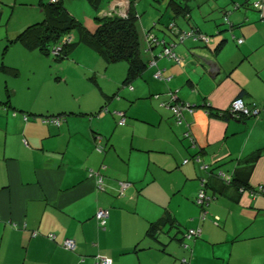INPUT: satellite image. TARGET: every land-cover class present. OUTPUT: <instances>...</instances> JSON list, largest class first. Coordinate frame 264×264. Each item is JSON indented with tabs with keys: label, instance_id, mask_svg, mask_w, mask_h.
I'll list each match as a JSON object with an SVG mask.
<instances>
[{
	"label": "crops",
	"instance_id": "1",
	"mask_svg": "<svg viewBox=\"0 0 264 264\" xmlns=\"http://www.w3.org/2000/svg\"><path fill=\"white\" fill-rule=\"evenodd\" d=\"M0 2L2 19L7 1ZM107 2L116 11L130 1ZM196 2L203 21L191 6L193 21L181 15L170 20L181 30L194 26L207 33V43L185 39L173 46L181 62L168 60L158 54L177 39L175 33L152 30L157 41L149 47L145 33L151 27L141 20L146 68L115 88L128 65L104 60L117 76L100 87L92 65L99 89L92 93L69 86L64 74L32 85L30 66L44 60L50 66L48 57L10 42L33 23L30 16L14 32L0 34V264H96L97 256L112 264H264V192L257 191L264 188V22L249 2L233 8L244 0ZM39 13L44 17L41 8ZM22 64L29 65L26 81L17 80ZM236 98L256 103L259 115L217 114ZM169 101L195 108L178 123L163 104ZM120 112L123 125L117 124ZM58 114V126L42 120ZM98 139L102 152L95 150ZM257 151L250 169L247 159ZM245 166L251 190L239 192L216 176H233ZM90 169L101 170L104 190ZM202 179L215 196L204 218L195 202ZM121 181L130 183L122 194ZM99 209L109 210L103 227L94 216ZM191 228H199L200 237H187ZM67 238L73 250L63 246Z\"/></svg>",
	"mask_w": 264,
	"mask_h": 264
},
{
	"label": "trees",
	"instance_id": "2",
	"mask_svg": "<svg viewBox=\"0 0 264 264\" xmlns=\"http://www.w3.org/2000/svg\"><path fill=\"white\" fill-rule=\"evenodd\" d=\"M189 1L190 0H168L167 7L171 9V12L173 14L172 18L181 15L187 22L189 21L190 23V18L192 16L190 12V6L188 4ZM254 1L255 0H244V2L240 5L239 3H235L233 5V8L236 9L241 6H246L248 2L250 3L249 5H251L254 8L253 6ZM89 2L94 9V14H95L94 17L98 21L97 26L93 31L85 27L79 20L76 19L75 16H73L67 10L63 0H57L56 2H44L41 0L38 3V6L44 12L43 19L39 22H35L26 26L15 38L10 40V42H20L26 48L37 49L40 53L46 56L51 54L54 56V59L56 61L61 62L69 58L68 53L71 47V43L66 42L62 46L61 50L57 52V54H52L51 48L54 45H57L60 42L61 38L63 36H66L69 33V31L76 29L79 32L81 39L87 45L95 49V51H97L106 62L112 63V62L125 60L128 63L127 75L124 82L122 83V85L124 84L128 85L127 83L139 77L143 72V70L146 68V63L142 60L140 56V40L135 24L137 14L134 11V6L132 5L133 3L132 1L130 2L125 16H119L116 14L114 15L98 14L102 10L100 4L101 0H89ZM228 12L230 11L228 10L225 11L224 13V15H226L224 23L226 24H229L227 17ZM259 12L261 11L259 10ZM263 17L264 14L261 15V20L263 19ZM163 25L169 27L170 29L169 31L175 33L177 38L176 40L170 41L169 45L175 46L176 44L182 43L185 39L188 38L192 39L191 36L197 37V39L194 41H202L204 43H207L210 39V36L207 33L200 31L194 26H191V29L181 30L175 25V22L172 20L169 21L168 24H163ZM156 26L157 24L154 22V24L150 26L151 28L149 27L150 29L146 30L145 37H146L147 45L149 47L152 46V44H154L155 42L149 43L147 40V34L152 31L151 30L152 27H156ZM184 32H191V36L184 37L181 39L182 34ZM200 36L207 37L208 41L199 38ZM221 44L222 41L219 43L218 48L221 46ZM165 46H168V44H166ZM3 67H6L7 70L16 73L15 68L7 67V66H3ZM252 104H256V103H252ZM252 104H249L248 106H251ZM227 109L218 112L217 114L222 117H229L228 114L226 113ZM58 115L63 116V114H58ZM244 117H252V116L246 115ZM257 158H258V151L252 157H249L247 159L250 160L251 163L250 169L252 167V164L256 161ZM245 168L246 166L240 167L237 170V173H235L233 176L229 174L230 177L229 179L220 177L217 174L216 176L221 180H223L226 184H235L237 190L239 192H243L244 190L250 189L251 187L250 183L247 180L249 175L248 174L249 170L246 173ZM209 195L211 196V199L215 197L211 194ZM198 206L201 208V210L204 211L206 210L207 205L206 206L198 205ZM108 217H109V210H108ZM108 217L106 218V222ZM95 219L97 220L96 216ZM153 227L154 224L151 225L149 230H153L154 229Z\"/></svg>",
	"mask_w": 264,
	"mask_h": 264
},
{
	"label": "rangeland",
	"instance_id": "3",
	"mask_svg": "<svg viewBox=\"0 0 264 264\" xmlns=\"http://www.w3.org/2000/svg\"><path fill=\"white\" fill-rule=\"evenodd\" d=\"M7 6H4L2 10L4 13L2 15V19L0 21V34H5V29H10V31H15L21 27L25 21L26 16H30V20L33 23L41 21L42 14H40V8L38 6V0H25L27 2H23L24 0H4ZM32 1V2H30ZM64 5L67 10L76 17L85 27H90L92 31L97 26L98 21L95 19L94 9L90 4L89 0H63ZM108 0H101L100 4L102 9H107L110 3ZM132 1V5L136 10V29L138 32L139 40H143V35L145 30H143L141 25V20L145 22V24L149 23V26H152L154 22L157 24L156 27H152L151 30H157L160 26L165 27L166 30H170L169 27H166L162 23L172 19L171 9L167 7L168 0H128ZM44 2H49V0H44ZM130 2H128L130 4ZM9 3V4H8ZM26 3V4H25ZM128 3H124L122 5L120 3L119 10L120 14L125 15L127 13V9L129 5ZM189 6L192 7L191 12L193 15L199 20L203 21L202 18L197 17L199 14L200 8L197 7L198 4L196 0H190L188 2ZM9 5L13 6L12 8ZM251 8H253L251 6ZM256 9V8H254ZM100 14V12L98 13ZM224 18V17H223ZM161 21L160 23L158 22ZM153 21V22H152ZM171 21V20H170ZM191 21V18H190ZM142 22V23H143ZM204 24L209 28H213V22L211 20H206ZM26 25V24H25ZM170 26V24H169ZM87 27V28H88ZM9 31V30H8ZM170 32V31H169ZM70 36L71 47L68 53V59H65L61 62H55L53 55H47L50 66L45 63H34L30 66V69H33V73L31 75L30 82L32 85H44L47 78H52L55 80V77L62 76L64 74V78H67L69 86L76 87L78 89H82L87 93H92L98 89L91 78L94 75L93 70H89L92 65H94L92 69L98 70L96 72V82L99 85H103L105 81H109V77H116L117 71L112 67L113 64L106 63L102 56L95 51L92 47L87 45L80 37L79 32L76 29L69 31L67 34ZM146 41V39H145ZM3 48V42L1 43ZM192 52H197L198 50H191ZM36 54V53H35ZM45 56V55H44ZM97 58V60H95ZM79 63V64H77ZM119 63L127 64L125 60L120 61ZM115 64V63H114ZM126 65V66H127ZM29 68V65L22 64L21 65V73L18 76L17 80L26 81V69ZM127 69V68H126ZM127 70H124L122 76L119 78L118 86L115 88L122 86V79L125 77ZM119 75V73H118ZM24 78V79H23ZM63 78V79H64ZM95 79V78H94ZM100 81V82H99ZM111 83V82H110ZM66 85V81L63 82V87Z\"/></svg>",
	"mask_w": 264,
	"mask_h": 264
},
{
	"label": "built area",
	"instance_id": "4",
	"mask_svg": "<svg viewBox=\"0 0 264 264\" xmlns=\"http://www.w3.org/2000/svg\"><path fill=\"white\" fill-rule=\"evenodd\" d=\"M57 0H49V2H56ZM254 8L258 9L261 11V15H263V11H264V0H255L253 3ZM113 8H109L103 12H101V15H119V16H125L123 14H120V12H118L119 9L112 10ZM262 21L264 22V17L262 19ZM191 36V32H184L182 34V38L184 37H189ZM193 40H196L197 37L196 36H191ZM199 38H202L205 41H208L207 37H203L200 36ZM147 40L149 43H154L156 42V38L154 36V34L152 32L147 34ZM70 41V36L66 35L63 36L60 40V42L57 45H54L51 48V53L52 54H57L58 51L61 50L62 46L66 43ZM238 43H242L243 39L239 38L237 40ZM158 56L160 57H166L168 60L171 61H177V62H181V59L179 58V56L177 55V53L173 50V45H168V46H163L162 51L158 54ZM151 63H154V60H151ZM154 76L156 78H161L162 75L160 73V71H157ZM169 78V77H168ZM171 98H173V100L176 99V96L174 95V93H171ZM166 107H169L170 110L172 111L173 115L175 116V119L178 123H181L183 121V112L184 111H188V112H193L194 108H195V104H191V103H177V102H171L169 101L168 103H163ZM260 112V108L259 106H257L256 104H252L251 106H248L244 103V101L241 98H236L234 100L231 101V103L228 106L227 109V114L229 117H233V118H241L244 117L246 115L248 116H258ZM120 115V119L118 120L117 124L118 125H123L125 123V116L123 113H118ZM24 119H27V116L24 114ZM42 120L45 123H50L53 125H60L61 121L63 120V116L60 115H53V116H46V117H42ZM185 137L189 138L192 142H193V137L192 134L190 133V131H186L184 133ZM95 150L97 152H102L103 148L102 145L100 144L99 139L95 140ZM194 160L196 162H200V158L198 156H196L194 158ZM186 161V160H185ZM105 166L103 165L102 168H104ZM200 167L205 168L206 166L201 164ZM101 168V169H102ZM218 175L220 177H223L225 179H229V175L224 174L223 172H219ZM89 176L93 177L96 180V184L98 189L104 190V178H103V174L101 172L100 169L98 170H93L90 169L89 170ZM129 182H124L121 181L119 182V188H120V193L122 194L124 189L129 185ZM258 192H264V188L262 186H260L257 190ZM257 191L254 192L253 194H257ZM211 196L206 192L205 190V179L201 180V187L199 188L196 197H195V202L198 205L201 206H206L210 203L211 201ZM207 211L206 210H201V214L200 217L204 218L206 215ZM95 216L98 220L99 225L104 226L106 223V218L108 217V210L106 209H99L95 212ZM201 235V231L199 228H191L188 230L187 232V237H200ZM52 237V236H51ZM184 247H187V244H183ZM63 246L67 249H71L73 250L75 248V243L72 239H65L63 242ZM96 264H112V260L106 256H97L96 258Z\"/></svg>",
	"mask_w": 264,
	"mask_h": 264
},
{
	"label": "water",
	"instance_id": "5",
	"mask_svg": "<svg viewBox=\"0 0 264 264\" xmlns=\"http://www.w3.org/2000/svg\"><path fill=\"white\" fill-rule=\"evenodd\" d=\"M0 20H1V12H0Z\"/></svg>",
	"mask_w": 264,
	"mask_h": 264
}]
</instances>
